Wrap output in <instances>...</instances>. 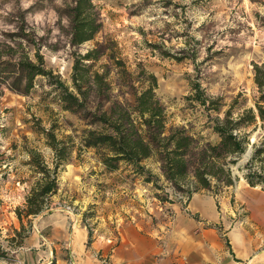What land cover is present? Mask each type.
Here are the masks:
<instances>
[{"label":"rangeland","instance_id":"374dc122","mask_svg":"<svg viewBox=\"0 0 264 264\" xmlns=\"http://www.w3.org/2000/svg\"><path fill=\"white\" fill-rule=\"evenodd\" d=\"M71 1L0 0V264H76L71 247L58 244L52 226L44 221L50 215L67 214L71 223L78 222L87 231V245L106 233L117 241L115 235L126 223L148 220L167 225L174 215L170 204L185 208L190 200L180 199L181 193L151 158L144 164L155 184L134 175L123 163L115 171L105 170L96 149L80 145L88 121L61 107L46 78L36 77L27 94L17 89L19 72L10 64L24 53L34 62L35 54L40 56L53 78L70 85L73 52L104 42L108 52L122 58L135 85L148 73L156 77L155 94L165 108L168 126H185L212 143L218 137L203 127L202 107L187 99L191 82L200 81L207 96L219 98L222 110L235 98V110L251 107L258 94L252 63L264 61V0H94L102 25L93 40L76 48L67 36ZM106 63L102 57L96 68ZM121 84L114 93L130 91L121 80L116 86ZM41 128H53L57 140L71 149L58 169V187L49 208L19 220L15 209L23 207L39 177L28 163V150L39 151L52 166L53 154ZM249 137L238 166L251 156L253 143L262 146L264 128L258 125ZM232 169L238 177L234 184L211 194L219 208L241 202L239 190L251 186L241 170ZM252 187L264 191V185ZM235 217L229 221L234 223Z\"/></svg>","mask_w":264,"mask_h":264},{"label":"trees","instance_id":"16d2710c","mask_svg":"<svg viewBox=\"0 0 264 264\" xmlns=\"http://www.w3.org/2000/svg\"><path fill=\"white\" fill-rule=\"evenodd\" d=\"M93 1L72 0L69 4L67 36L69 45L74 48L93 40L102 25ZM108 51L111 50L104 42H97L84 52L74 51L70 85L58 76L53 78L40 56L35 54L38 60L34 62L26 52L10 64L19 72L15 85L27 94L34 87L36 77L46 78L57 93L61 107L88 121L90 127L82 130L80 145L95 148L107 171H115L123 163L134 175L155 184L154 175L144 164L151 158L169 185L187 199L199 191L216 196L232 186L238 179L232 174L233 166L243 172V178L251 186L264 185V165H254L264 161V141L260 143L262 146L253 143L251 156L238 166L250 143V134L258 125L264 128V61L252 63L258 94L253 99V106L248 108L235 110L238 103L235 98L228 108L222 110L219 98L207 96L200 81L191 82V94L187 99L202 107L205 115L203 127L218 137L212 143L203 141L202 136L185 126H168L165 108L155 94L156 77L148 73L135 85L122 58ZM102 57L109 63L101 64L98 69ZM111 73L116 76L115 80ZM141 73L146 72L142 69ZM118 80L124 82L130 91L114 93L115 87L122 88V84L116 86ZM41 133L51 148L52 166L39 151L28 150V163L39 177L25 195L23 207L15 209L19 220L49 208L50 197L58 187V169L70 153L71 146L57 140L53 128H41Z\"/></svg>","mask_w":264,"mask_h":264},{"label":"crops","instance_id":"0c3cea01","mask_svg":"<svg viewBox=\"0 0 264 264\" xmlns=\"http://www.w3.org/2000/svg\"><path fill=\"white\" fill-rule=\"evenodd\" d=\"M239 196L241 202L223 209L209 192L199 191L185 208L170 204L174 215L167 225L126 223L115 235L117 241L106 233L87 245V231L67 214L44 221L58 244L71 247L76 264H264V191L243 187ZM70 225L72 231H65Z\"/></svg>","mask_w":264,"mask_h":264},{"label":"built area","instance_id":"2783aa9c","mask_svg":"<svg viewBox=\"0 0 264 264\" xmlns=\"http://www.w3.org/2000/svg\"><path fill=\"white\" fill-rule=\"evenodd\" d=\"M179 196H180V199H184V198L187 199V197L183 196V194H180Z\"/></svg>","mask_w":264,"mask_h":264},{"label":"water","instance_id":"95a60500","mask_svg":"<svg viewBox=\"0 0 264 264\" xmlns=\"http://www.w3.org/2000/svg\"><path fill=\"white\" fill-rule=\"evenodd\" d=\"M233 175L235 176V174L233 173Z\"/></svg>","mask_w":264,"mask_h":264}]
</instances>
